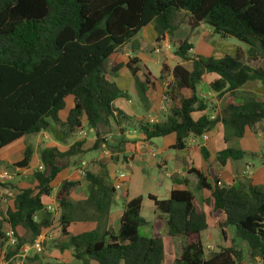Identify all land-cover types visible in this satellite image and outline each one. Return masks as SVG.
<instances>
[{
    "label": "trees",
    "instance_id": "obj_1",
    "mask_svg": "<svg viewBox=\"0 0 264 264\" xmlns=\"http://www.w3.org/2000/svg\"><path fill=\"white\" fill-rule=\"evenodd\" d=\"M182 12L190 28L206 24L214 34L245 43L249 59H264V0H0V150L25 136L48 130L58 140L67 141L81 129L82 117L95 134L87 149L83 148V139L75 140L65 150L39 149L41 167L33 172L34 186L18 188L12 207L3 210L0 203L4 258L16 255L23 244L33 243L42 229L52 225L55 214L46 210L43 197L50 195L51 182L73 157L101 149L102 144L111 145L98 131L100 125L109 126V118L118 127V141L110 148L111 154H120L124 142L136 140L125 136L130 126L141 134L142 141L174 134L170 147L182 150L188 147L190 137L199 138L218 122L237 138L246 129L255 132L264 125V100L241 90L251 80L264 84V70L242 64L237 50L221 58L192 55L193 45L188 38L179 40L173 48L174 55L184 63L171 68L161 63L159 78L167 71L171 76L163 92L168 106L162 119H132L113 108V101L127 98L128 94L104 72L106 59L149 23H153L157 40L164 34L171 35L174 18ZM138 61L136 56L129 58L126 67L138 87V99L148 111L152 74L146 66H138ZM119 67L112 64L111 70ZM204 73L218 75L209 82L217 98L223 97L222 112L216 117L207 112L210 102L197 94L196 83ZM68 95L73 97V105L61 120L58 114ZM194 112L201 114L194 118ZM32 152V147L26 145L22 159L7 167H26ZM201 153L208 162L209 153L203 146ZM253 155L249 150L225 146L217 151L216 162L223 167L229 159ZM100 165L105 169L101 173L84 172L88 182L85 198L68 199V191L77 181H63L55 191L56 214L59 213L57 247L67 249L73 260L81 264H164V244L159 235L164 228L169 237L182 240L174 264L264 263L261 187L250 182L245 188L220 186L212 171L215 183L211 184L201 169H186L196 177L195 190L204 194L205 207L197 205L195 194L186 187L171 188L166 199L148 194L156 214L149 235H145L140 233V227L146 224L140 216L142 198H128L125 190L121 191L123 208L117 227L111 228L110 207L117 188L105 165ZM182 182L187 186L186 177ZM39 210L42 219L35 223L32 217ZM210 221L220 231L223 245L205 254L202 231ZM4 223L16 236L13 247L6 245ZM74 224L80 225L76 232L70 230ZM230 229L246 243V260L230 238Z\"/></svg>",
    "mask_w": 264,
    "mask_h": 264
},
{
    "label": "rangeland",
    "instance_id": "obj_2",
    "mask_svg": "<svg viewBox=\"0 0 264 264\" xmlns=\"http://www.w3.org/2000/svg\"><path fill=\"white\" fill-rule=\"evenodd\" d=\"M174 25L175 29L173 30L172 34L163 35L161 36L160 40L156 39V34L155 37L153 36L154 34H152L155 33L153 23L143 27L141 32L142 34L144 33V36L141 43L143 46L150 44L151 47L148 52L133 50L134 54L141 57L144 64L148 67L152 74H154L155 77L158 78L160 75L161 63L163 61H168L170 64H174L173 48L177 45L178 41L182 40L183 38H188L189 40L190 37V42L193 45L191 52L192 55L221 58L226 54L233 55L234 51L237 50L239 61L242 64H245L251 68H261L264 70V59L260 57L255 60L249 59L246 53L248 46L236 38L231 36L221 37L217 34H214L210 30V27L203 23L196 28L190 29L188 27V18L183 12L176 14L174 18ZM138 33L135 35L137 39ZM136 38L134 42L137 43L138 46L141 43H139ZM166 44H169V49L165 48ZM156 48H159L158 53H155ZM122 52L123 51L121 49L120 54H122ZM116 58L117 57L115 55H112L106 59L104 63L105 73H112L111 66ZM139 77H141V75H139ZM206 78L207 77H202L196 83V90L197 94L201 98L207 99L209 96V91H215L209 87ZM132 81L133 88L138 94V87L135 84L134 79H132ZM169 82V72L167 71L162 78H158V80L154 83L155 86L153 85L151 94L154 100L159 97V106L157 105L159 107H157L159 111H153L152 116H154V114H158L161 115V118L163 113L166 111L168 104L166 103V99L163 97V92L165 90L166 83ZM122 83L124 84V82ZM115 84L119 86L117 83ZM120 87H122L121 84ZM241 90L242 92H250L258 99L264 100V84H262V82L258 79L246 82L241 87ZM132 95L133 93L131 96ZM211 98L212 99H209V102L211 101L209 104V114L212 117L219 116L222 112L221 100L217 99V95H212ZM136 101L140 103L143 109V106L138 99V95ZM197 114H199V112H195L194 117H196ZM153 118L151 119L153 120ZM260 126L262 127H258L255 132L247 129V133L245 135L237 138L233 136L231 130L228 127L218 122L213 131V138L207 137L208 139H193L192 141L194 143V147L192 150L187 148L177 150L168 147L165 145L168 137L164 136L156 137L150 141H147V144L144 145V148L146 149L145 152H133L132 158L129 160L128 164H126L128 168L119 169L118 166L117 171L124 173V178L118 183L120 186H116V188H126L129 192V197L141 196L142 202L140 216L145 220L146 224L140 227V233L149 235L150 227L156 214L153 201L148 198V194H153L158 199H166L169 196V191L171 188L186 187L191 189L195 194L197 205L205 207L203 202L204 194L202 191L195 190L196 177L192 173H186V169L193 167L200 168L201 170L205 171L206 178L211 184L215 183L214 177L210 175V172L212 171L218 176V179L221 182L220 186L234 184L245 188L247 184L252 181L250 183L264 189V125L262 124ZM85 129H87V127H85ZM149 142H151V144ZM202 146L205 147L209 153L208 162L203 160L201 153ZM224 146L238 148L241 147L253 152L254 155L244 156L237 160L230 159V163L223 170L222 167H220L216 162V153ZM100 153V150H92L89 151L88 156L92 155L98 157ZM189 160L191 162H189ZM120 162L121 161H119V163ZM236 168L237 173L235 174ZM97 169L98 173H101L103 170H105L103 167H101V165ZM251 169L255 171L253 174L249 173V170ZM7 171L12 175V181L13 183L17 184V187H32V177L18 173L17 168L14 166H9ZM218 171L222 172L218 173ZM174 173L178 174L172 178ZM181 173H184L188 180L187 186H184L182 182L184 177H182ZM115 177H119L117 172ZM175 178H177V180H175ZM87 189L88 184L84 189L85 191L82 192L83 194H81L82 199L87 196ZM122 208L123 198L121 197V192H116L115 202L110 207L112 215L109 218V223L112 229H116L117 227V214L122 210ZM79 229V224L70 226V230L73 232H76ZM45 234L47 236H51V241H47L46 238L41 240V250L35 251L34 253V250L31 249V253H34V255H27L23 262H20V258L16 255L9 257L8 259L4 258L3 256L2 261L7 262L6 264H15L16 262H19V264H57L60 262L64 263L60 257L63 259H71L70 254H67L68 251L57 249V238L59 235L58 219L53 223V226L46 230ZM159 235L162 237L164 244V264H174V257L180 252L182 240L180 238L169 237L166 234L164 228L159 231ZM229 236L230 238H233L236 248L242 252L243 258L246 260L248 254L246 243L237 238L232 229L229 231ZM202 244L205 254H208L210 251H216L223 245L220 231L214 227L213 221H210L207 228L202 231ZM2 249H4V247L2 245V241H0V252ZM29 258H31V261H29ZM70 264H81V262L70 260ZM252 264L264 263L254 261Z\"/></svg>",
    "mask_w": 264,
    "mask_h": 264
},
{
    "label": "crops",
    "instance_id": "obj_3",
    "mask_svg": "<svg viewBox=\"0 0 264 264\" xmlns=\"http://www.w3.org/2000/svg\"><path fill=\"white\" fill-rule=\"evenodd\" d=\"M149 24H152V23H149ZM141 31L142 30H140L139 33H138V39L139 40L134 36L128 44H125V45L121 46L114 53H112L110 55V56L115 55L117 57L113 61L112 64H119L120 67L118 69H116L115 71H112V73H106V74L111 79V81H113L114 83H117L119 85L118 87L121 90H126V92L128 94L127 98H124V99L123 98H118L115 101H113L112 106H113V108L115 110L122 111L123 113L127 114L128 116H131L132 119L146 118L148 120H152L151 118L154 117L153 120L157 121V120H160V119L163 118V116L160 118L161 115H158V114H154V116H152V112L153 111H157L158 108H159L158 107L159 106V97H157V99L154 100V98H153V96L151 94V92L153 90V87L150 88L149 91H148V97H149V101H150V108H149L148 111H145L144 109H142L140 103L138 101H136L137 93H136L135 89L133 88V81H132L133 77L131 76L129 70L126 67V63L128 62L129 58H132L134 56H136L138 58V60H139L137 62L138 66H140L141 68L146 66L144 64V62L142 61L141 57L139 55L134 54V52H133V50H138V51H141V52H148L150 47H151L150 44H146L145 46L142 45L141 42L143 41L144 33L142 34ZM148 32H145V33H148ZM152 34H154L153 36L155 37L156 33H152ZM164 35H167V34H164ZM135 38H136V40L139 43H141L138 46H137V43L134 42ZM190 39H191V37H190ZM190 39H189V41H190ZM144 43H147V42H144ZM121 49L123 51L122 54H120V50ZM192 49L190 50V54L192 52ZM173 60H174V64H176V63H184V61L179 59L176 55H174ZM163 62H165V61H163ZM165 63L167 64L168 68H171L174 65V64H170L168 61L165 62ZM146 68H147V70H149L147 66H146ZM151 74H152V72H151ZM138 75H141V77H140L141 79L143 78L142 70H140L138 72ZM202 77H207L206 80H207V83L209 85V82L215 80L218 77V75L215 74V73H204L202 75ZM158 78H159V76H158ZM158 78L155 77L154 74H152L151 80L153 81V85L158 80ZM169 79L171 80V76L170 75H169ZM122 82H124V84ZM120 84H121L122 87H120ZM132 93H133V95L131 96ZM208 95H209L208 98L207 99L205 98L207 101H209V99H212L211 98L212 95L216 96L217 93H215L213 91L212 92L209 91ZM222 98L223 97H220V98H217V99L222 100ZM72 105H73V97L71 95L66 96L65 97L64 108L62 110H60L59 114H58L59 118L61 120H64L66 118L68 110L72 107ZM207 112L210 113V110L208 109ZM164 113H163V115H164ZM194 113H193V117H194ZM200 114L201 113L199 112V114H197V116L194 117V118H197ZM81 123H82L81 129H77L73 133L72 137H70L67 141L58 140L56 138V136L54 135V133L52 131L48 130V131L39 132V133H37L35 135L25 136V137L17 140L16 142H14V143L2 148L0 150V170H2L3 168L8 169L7 166L9 164H12L14 162H17V161L21 160L22 157H23V152H24L25 146L26 145H30L32 147V149H33L30 161H29V163H28V165L26 167L21 168V169L17 168V172L32 177V179H33L32 186H34L35 180L33 178V172L36 169H39L41 167V164H40V161H39V149L40 148L57 147L60 150H65L75 140H79V139H83L84 140L83 148L87 149L90 146H92V144L94 142V139H95V134L93 132V129L89 128L87 126L84 117H82ZM108 124H109V126L100 125L98 127V131L101 133V137H103L105 139H108L110 141L111 145L105 147V145L102 144V148L98 149V150L101 151V153L99 154L98 157L92 156V155L88 156L89 151H87L86 153H84L80 157H73L70 160V163L65 168H63L57 174L55 179L51 182L52 191H51L50 195L43 197V202L46 203V205H51V206L55 205V201H54L55 191L57 190V188L59 187V185L63 181H77V184L75 186L71 187L69 189V191H68V199L70 201H76V200L82 199V195L81 194H83L82 192L85 191L84 189H85V187H87V184H88V182L84 178V172L85 171H90V172H93V173H97V170H98L97 168H99L100 164H104L105 165V168L108 171V175L111 178V179L110 178L109 179L113 183V185L115 186V184H116L115 183L116 182L115 181L116 180L115 175H116L118 166H119V169L128 168V166H126V164H128L129 160L132 158V156H133L132 153L133 152H145L146 151V149L144 148V145L147 144V141H142L141 137L140 138L136 137L135 138L136 140L134 142L127 141V142L123 143V149H122V152L120 154H116V153L111 154V151H109L110 148L113 145H115L116 142L118 141V127L115 125V123L112 121L111 118L108 119ZM216 126H217V123L214 126V128ZM85 127H87V129H85ZM214 128L212 130H210L209 132H207V137L213 138L212 136H213ZM246 133H247V129L245 130L244 135ZM129 134H137V135L141 136V134H139L137 132V130H135L131 126L128 127L127 130L125 131V136L128 139H134V138H130L131 136ZM166 136L168 138L166 140L165 145L170 147L173 144V142H174V134H169V135H166ZM193 139H196V138L190 137L188 139V147H187V149H189V150L190 149L192 150L193 147H194V143L192 141ZM241 149H243V148H241ZM244 150H247V149H244ZM90 151H92V150H90ZM119 161H121V162L119 163ZM189 162H191V161L189 160ZM229 163H230V159L227 160L225 166H223V167L220 166V167H222V169L224 170L225 167L228 166ZM221 172L218 171V173H221ZM254 172L255 171L252 170V169L249 170L250 174H253ZM204 173H205V171H204ZM236 173H237V168L235 169V174ZM181 175H182V177H185L184 173H181ZM250 182H252V181H250ZM231 185H234V184H231ZM18 188H23V187H17V184L13 183V181L11 182V184H8V185L0 184V203H1V207H2L3 210H6L8 207H12V205H13L12 197L16 193V190ZM122 190L126 191L128 198H132V197H129V192H128V190L126 188H123V189L121 188V191ZM121 211L117 214L118 217H119ZM111 215H112V212L110 211V216ZM58 217H59V213L58 214L55 213L54 219H53V222H52L51 226H53V223L58 219ZM9 227L10 226L8 224L4 223L3 224L4 232ZM50 227L42 229V232H41L40 236L41 237L42 236H46V238L51 237L50 235L47 236L45 234L46 230L49 229ZM50 241H51V239H50ZM33 243H31V244L30 243H25V244H23L21 246V249H20V252H19L20 254L17 256V257L20 258L19 259L20 262H23L27 255H34L36 250L33 247ZM31 249L34 250V253H31ZM57 249H59V247H57ZM65 250L68 251L67 249H64V251ZM0 253H1V255H0V263L1 264H6L7 262H3L2 261V257L4 256V249H2ZM67 254H70V252L68 251ZM30 259L31 258H29V261H31ZM60 259L62 261H64V263H68V264H70V260H73L72 257H71V259L70 258H67V259L64 258L63 259L62 257H60ZM15 264H19V262H16ZM91 264H93V263H91Z\"/></svg>",
    "mask_w": 264,
    "mask_h": 264
},
{
    "label": "built area",
    "instance_id": "obj_4",
    "mask_svg": "<svg viewBox=\"0 0 264 264\" xmlns=\"http://www.w3.org/2000/svg\"><path fill=\"white\" fill-rule=\"evenodd\" d=\"M169 44L165 45L166 49H169ZM159 52V48L155 49V53ZM165 98V97H164ZM82 131V130H81ZM199 138L201 139H207V133L202 134ZM119 177H116V184L115 187L120 186V184L118 185V183L124 178V173H121L119 171H117ZM13 177L12 175L7 171L6 168H3L2 170H0V182L2 183H6V182H12ZM217 184L220 185L221 182L218 179ZM46 210L50 213H56V208L55 205L51 206V205H46ZM5 236H6V245L8 247H13L16 244V236L14 235L12 229L9 227L6 231H5ZM46 236H39L33 243V247L35 248L36 251H40L41 249V240L45 239ZM47 241H50L51 237L46 238ZM21 249V248H20ZM20 252V251H19ZM17 253L16 256H18L20 253Z\"/></svg>",
    "mask_w": 264,
    "mask_h": 264
},
{
    "label": "water",
    "instance_id": "obj_5",
    "mask_svg": "<svg viewBox=\"0 0 264 264\" xmlns=\"http://www.w3.org/2000/svg\"><path fill=\"white\" fill-rule=\"evenodd\" d=\"M262 126H259V128H261ZM131 137H133V138H140L141 136L140 135H136V134H129ZM150 144H151V142H149ZM177 175V173H174L173 175H172V178L174 177V176H176ZM121 191V188H117V190H116V192L117 193H119ZM41 219H42V211L41 210H39V211H36V213H35V215L32 217V220H33V222H35V223H39L40 221H41Z\"/></svg>",
    "mask_w": 264,
    "mask_h": 264
}]
</instances>
